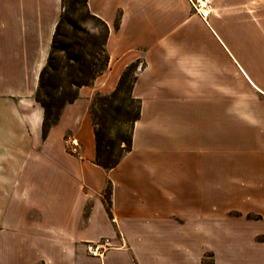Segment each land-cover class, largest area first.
Instances as JSON below:
<instances>
[{
    "label": "crops",
    "instance_id": "crops-1",
    "mask_svg": "<svg viewBox=\"0 0 264 264\" xmlns=\"http://www.w3.org/2000/svg\"><path fill=\"white\" fill-rule=\"evenodd\" d=\"M196 1L87 0L109 29L108 68L44 138L35 93L61 0H0V264H190L177 242L197 207L264 193V0H205L206 19ZM136 61L141 117L107 171L91 102ZM105 238L116 247L90 256Z\"/></svg>",
    "mask_w": 264,
    "mask_h": 264
},
{
    "label": "trees",
    "instance_id": "trees-1",
    "mask_svg": "<svg viewBox=\"0 0 264 264\" xmlns=\"http://www.w3.org/2000/svg\"><path fill=\"white\" fill-rule=\"evenodd\" d=\"M78 5L88 17L101 23L99 34H89L81 24L72 20V16L77 14ZM108 37L107 24L90 13L87 0H61V15L35 93V101L44 111V138L51 127L58 124L64 107L79 98V90L92 86L107 70ZM140 66L144 67L141 61L130 64L114 91L106 95L97 93L91 104L94 163L107 171L116 168L132 151L135 124L141 117V100L133 96ZM128 101L131 105L136 103V108H128ZM104 199L106 210L112 218L110 182L105 189Z\"/></svg>",
    "mask_w": 264,
    "mask_h": 264
},
{
    "label": "rangeland",
    "instance_id": "rangeland-1",
    "mask_svg": "<svg viewBox=\"0 0 264 264\" xmlns=\"http://www.w3.org/2000/svg\"><path fill=\"white\" fill-rule=\"evenodd\" d=\"M262 5L261 8L264 7ZM76 9L77 14L72 16V20L81 24L89 34H99L101 23L88 17L79 5ZM126 105L128 108L137 106L129 101ZM89 113L92 120L91 106ZM67 139H74L69 135L64 137V145L69 153L78 155L77 141L74 140L76 146L73 152L65 143ZM193 219L185 238L181 236L177 242L189 252L190 264H194V261L195 264H264V193H228L227 201L222 205L207 209L197 207ZM178 220L183 222L182 219ZM109 240L110 248L116 247ZM103 242L104 239L99 241Z\"/></svg>",
    "mask_w": 264,
    "mask_h": 264
},
{
    "label": "built area",
    "instance_id": "built-area-1",
    "mask_svg": "<svg viewBox=\"0 0 264 264\" xmlns=\"http://www.w3.org/2000/svg\"><path fill=\"white\" fill-rule=\"evenodd\" d=\"M193 9L202 19H206L209 15V7L207 1L205 0H197L196 2H193ZM65 143L66 145H69L70 148H72L71 150L74 152L76 142L74 140L67 139ZM110 244L109 239H104L103 243H91L87 246V253L92 257H101L103 253L111 247Z\"/></svg>",
    "mask_w": 264,
    "mask_h": 264
}]
</instances>
